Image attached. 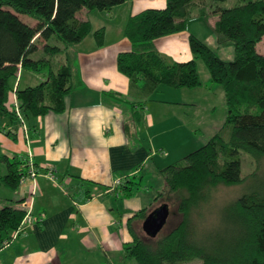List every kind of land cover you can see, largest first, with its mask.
<instances>
[{
  "label": "trees",
  "instance_id": "16d2710c",
  "mask_svg": "<svg viewBox=\"0 0 264 264\" xmlns=\"http://www.w3.org/2000/svg\"><path fill=\"white\" fill-rule=\"evenodd\" d=\"M126 1L0 0V119L64 113L66 98L77 84L73 47L90 35L98 47L106 42L105 28L93 31L83 12L111 13ZM226 1L167 0L164 7L132 15L126 25L124 36L132 49L119 54L117 67L129 79L132 93L146 100L162 85L197 88L202 85L200 60L222 87L228 115L206 144L185 157L184 165L162 169L164 188L128 221L133 241L125 247V264H264V54L258 50L264 38V0H238L230 7L223 5ZM21 15L37 22L30 24ZM214 16L217 47H233V60L222 59L193 34L189 61H174L156 49L158 39L186 31L195 19L210 21ZM40 50L43 55L34 59ZM24 71L44 72V79L22 87ZM14 95L18 111L9 106ZM243 153L254 166L246 175ZM5 162L7 174L0 176V185L17 191L31 161L16 157ZM134 181L127 178L116 187L130 198ZM219 186L239 187L240 192L218 198L213 193ZM164 204L177 206L180 222L160 238L137 236L135 222L143 223ZM26 213L24 206L0 208L1 247L19 231Z\"/></svg>",
  "mask_w": 264,
  "mask_h": 264
},
{
  "label": "crops",
  "instance_id": "0c3cea01",
  "mask_svg": "<svg viewBox=\"0 0 264 264\" xmlns=\"http://www.w3.org/2000/svg\"><path fill=\"white\" fill-rule=\"evenodd\" d=\"M166 2L127 0L109 14L88 13L84 18L91 20L93 31L105 28L106 42L98 47L90 35L73 47L77 84L66 98V111L21 121L0 119V176L7 174L5 160L16 157L28 158L36 171L17 191L0 185V208L27 203L34 217L23 233L0 250V264L126 263L125 247L133 241L129 219L144 206V200L164 188L162 169L183 159V141L174 135L182 132L200 144L195 134L206 117L192 108L197 107L195 101L157 99L160 88L145 100L141 93L131 92L129 79L118 70L119 54L132 49L124 36L130 17L147 8L164 7ZM92 15L97 20L103 17V25L94 23ZM186 31L181 33L187 35ZM179 35L160 38L155 47L160 52L159 46L164 52L169 50L174 61L191 60L186 48L183 56L176 53ZM35 77L24 81L22 72L19 85L27 87L34 85L33 79L40 83L44 79ZM218 86L206 87L210 139L228 115V109L225 115L223 109L217 115V104L211 102L217 96L225 101ZM13 101L9 99L10 107ZM50 170L53 179L47 175ZM127 178L135 179L129 184L133 188L130 198L115 184Z\"/></svg>",
  "mask_w": 264,
  "mask_h": 264
},
{
  "label": "rangeland",
  "instance_id": "374dc122",
  "mask_svg": "<svg viewBox=\"0 0 264 264\" xmlns=\"http://www.w3.org/2000/svg\"><path fill=\"white\" fill-rule=\"evenodd\" d=\"M238 2V0H227L223 5L225 7H230L235 5ZM157 4V3H155ZM94 12L96 13H100L101 11L95 10ZM105 14H109L104 12ZM86 14L88 15L87 12H83L84 17H86ZM21 17L29 22L30 24H35L37 22L36 19L28 16V15H21ZM92 19L94 21V23H98L97 25H103V20H105L103 17L99 18V20H97L94 17H97L95 15H92ZM217 20V16H214L210 21H207L205 19H197V20H193L190 22V26L188 28V31H186L187 35H183V33H180L179 36H177L176 41L180 48L179 51H177V55L179 56H183L184 54V49L186 48L187 50H190V45H189V36L190 34L195 35L196 37H198L199 39L203 40L206 44H208L210 47H212L215 51L216 54L218 56H220L222 59L226 60V61H230L234 59L235 56V50L233 47H226V48H221L219 49L217 47V41H216V35L213 31V25L214 22ZM103 21V22H102ZM96 26V24H95ZM185 34V33H184ZM160 50L163 54H165L166 56H168L170 59L175 60L172 56V53L166 49L167 52H164V48H162V46H159ZM258 50L264 54V38L263 40L259 43L258 45ZM169 53V54H168ZM43 55V52L40 50L38 52H36L35 54H33V58L34 59H38ZM189 61V60H188ZM197 69H198V73L200 75V79L202 82V85L194 88V89H186V88H182V89H175V90H179L180 94H175V93H168L169 91L166 90H170V89H166V88H174V87H170L167 85H162L159 88L161 90L157 91V93L155 94V97H158L157 99H167V100H173L175 101L176 99H180V101H195V103L197 104V107L194 106L192 108L196 109L197 111L200 110L201 114L203 116V120H200V126L201 129L197 131L196 135V139L195 140H200L201 143L199 144L197 141L193 142L191 141L188 136H186L185 134H183L182 132L177 133V135H174L175 139H182L183 141V145H184V150L186 151H182V157L183 159H181V161H179L180 164L184 165L185 163V157L191 153L194 150L199 149V147H201L202 145L206 144L209 140H210V134H211V127H210V123L211 121L208 120V117L210 116V114L208 113V97L206 96V93L208 92L206 90V87H208V85L211 87L213 85V87H219L218 84H216L215 82H213L211 80V76L209 74L208 69L206 68V65L204 64L203 61L197 60ZM42 73V74H41ZM44 72H40V73H36V74H31V72L29 71H24L23 72V77L24 81H29L28 76H36L35 78H43ZM35 79L31 80L30 83H33L34 85H36L35 83L38 82V79H36V81L34 82ZM25 83V82H24ZM40 82H38L37 84H39ZM23 85V84H22ZM165 91H162V90ZM211 102L213 104H217V115H219V112H221V109L224 110V115L227 113V107L225 104V101L221 100L219 96L216 97V99H212ZM14 104V101H13ZM187 103L184 102V105H186ZM191 107V106H190ZM183 110V108H181ZM169 110V109H168ZM210 112V111H209ZM215 127V126H214ZM218 129V128H216ZM170 138H172V135H169ZM202 139V140H201ZM243 160H242V167H243V174L246 175L248 174L251 169L254 167L252 165V161L253 159L250 157V155L243 153L242 156ZM240 192V188L236 187V188H228L226 186H219L215 189L214 193L218 198H227V196H234L235 194H238ZM154 195L156 196V194H152V198L146 199L144 200V206L149 205L150 203H153L154 201ZM141 208V209H142ZM169 210H170V215L167 221V224L165 225V227L163 228V230L155 237H149L144 230L141 229V227L143 226L142 221L141 222H135V233L137 234V236H139L140 238H151V239H156V238H160L163 237L165 234H167L168 232L171 231V229H173L181 220V215L177 210V206L175 205H171L169 206ZM137 213V212H136ZM135 213V214H136ZM133 238V236H132ZM198 261H193L190 264H197ZM183 264V263H181Z\"/></svg>",
  "mask_w": 264,
  "mask_h": 264
},
{
  "label": "water",
  "instance_id": "95a60500",
  "mask_svg": "<svg viewBox=\"0 0 264 264\" xmlns=\"http://www.w3.org/2000/svg\"><path fill=\"white\" fill-rule=\"evenodd\" d=\"M170 215L169 206L164 204L150 213L143 222L144 232L155 238L167 224Z\"/></svg>",
  "mask_w": 264,
  "mask_h": 264
},
{
  "label": "built area",
  "instance_id": "2783aa9c",
  "mask_svg": "<svg viewBox=\"0 0 264 264\" xmlns=\"http://www.w3.org/2000/svg\"><path fill=\"white\" fill-rule=\"evenodd\" d=\"M13 100H14L15 109L18 111V107H17V103H16V96H15V95H14V97H13ZM47 175H48L50 178H52V179L55 178V174H54V172L51 171V170L48 171ZM28 176H30V177H35V176H36V172H35V170H34L33 168H31V171H30V173H29ZM28 176L23 177L21 182H23V180L26 179ZM115 184H116L117 186H119V185L121 184V180H117V182H116ZM33 192H35V190H33ZM27 202H28V201H27ZM24 207L27 209V213H26L25 218H24L23 221H22V224H21V227H20L19 231L13 234V237H14V238L17 237V236L19 235V232L22 231L23 228H24L27 224H31L32 222H34V218H33V216H32V212H31V209H30L31 206H28V204L26 203ZM2 248H3V247H1V245H0V250H1Z\"/></svg>",
  "mask_w": 264,
  "mask_h": 264
}]
</instances>
